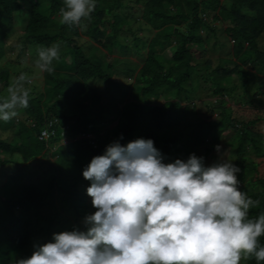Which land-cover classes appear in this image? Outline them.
Listing matches in <instances>:
<instances>
[{
  "label": "trees",
  "instance_id": "1",
  "mask_svg": "<svg viewBox=\"0 0 264 264\" xmlns=\"http://www.w3.org/2000/svg\"><path fill=\"white\" fill-rule=\"evenodd\" d=\"M263 35L264 0H0V264H264V107L227 105L234 77L247 92L264 73ZM12 48L42 56V91L24 62L13 81ZM133 48L142 61L120 59ZM202 86L219 98L194 121ZM228 130L244 185L211 190L202 158ZM54 190L77 216L90 199L118 210L81 238L105 245L97 258L47 239L29 253Z\"/></svg>",
  "mask_w": 264,
  "mask_h": 264
},
{
  "label": "rangeland",
  "instance_id": "2",
  "mask_svg": "<svg viewBox=\"0 0 264 264\" xmlns=\"http://www.w3.org/2000/svg\"><path fill=\"white\" fill-rule=\"evenodd\" d=\"M20 22V21H19ZM26 23V18L22 14L21 15V23L18 27L19 31H22V28L24 27ZM16 41L18 40V37L16 36L15 38ZM16 44H20L16 43ZM260 46L264 50V35L260 38ZM19 49L18 48H12L9 49L8 54H7V59H4L2 61L3 63H10L12 68V72H16L17 69L19 68L21 62H24L26 64H29L31 67L35 69L34 74H26L25 79H28L27 83L31 85H36L35 88H30L34 92H40L43 90L44 87V81H43V60L42 56L39 58L41 62H33L31 60V53L32 51L30 48H28L27 52L24 55H19ZM223 53L221 52H215L213 50L212 46L209 48V52L207 53V56L214 55H222ZM39 55V54H37ZM116 54H114L115 56ZM167 55H170V51H167ZM34 57L36 55H33ZM142 57L138 53H136V49H132L129 51L126 55H122L120 59H126L130 63H138L141 60ZM110 59L113 60V56H110ZM216 61V60H215ZM121 65L122 63H118ZM254 74H251V80H250V85L252 86L251 90L245 92L244 89L241 87L243 83V78L241 77H234L237 83H239V88L233 93L235 96L234 98H230L228 101V106H234L236 108L244 106V108H263L264 107V73H255L253 70ZM36 77V78H35ZM16 79L15 73L13 75V81ZM33 79H36V83L33 81ZM22 83V82H21ZM15 92V91H14ZM211 91H208L207 88H204V86L200 87L197 90V96L194 99V102H196V107L193 110V113H191L190 118L191 120L197 121L201 117H206L208 114V106L206 105V102H213L218 96L210 95ZM245 93L247 94L245 96ZM247 98L249 101L244 102L243 98ZM171 98V97H168ZM229 97H226L228 99ZM242 98V99H240ZM164 99H160L158 103H161ZM242 109V108H240ZM259 109H253L250 112L244 113V115L247 118L255 117L257 110ZM14 110H11V113L14 114ZM252 112V113H251ZM22 111H19L17 115L22 117ZM212 118L218 119L217 114H213ZM8 132H3V130L0 128V136L5 137L8 136ZM234 135L233 130H228L224 133H222V136L219 140V145H218V153L219 156L218 158L214 157L213 155L211 156H204L202 158V164L203 168L199 171L200 175L207 180V184L210 186L211 190L218 189L224 185V178L226 177L225 184L227 186H236L241 188L242 185H244L243 182L237 180V176L235 174V171L232 170L236 157H232L230 153V149H233L231 145V140ZM90 136V135H88ZM253 158L257 161L258 158L257 156L253 155ZM259 161V160H258ZM262 167L264 170V160L261 162ZM3 177V176H1ZM42 187L46 188L44 184H42ZM226 193L223 192L222 195H225ZM209 197L211 199H216L219 198L214 196L213 191L209 193ZM196 203V202H194ZM204 203V200H201V204ZM202 209L204 208L203 206L201 207ZM100 210V205L94 200L90 199L89 205L86 208V216H77L76 213H74V209L70 207L69 204L61 200L60 194L58 191L54 190L53 193L47 198L46 200V205L41 208L40 211V216H45L47 215L48 217H51V215L54 217L55 216V224L53 228L50 230L48 229L49 224L48 220L42 218L41 222L38 221L37 219V236L35 242L30 246L29 248V253H35L36 250L44 244V241L47 239L49 241H53L54 246H55V254L57 252V249L61 245H77V243L82 244V246H89L92 248V254L96 256V258L104 253L106 251L105 245L100 244L99 242L96 243H91L88 240H82L81 238L84 237H89L93 236L96 237V228H95V222L99 221L102 223V226L106 228H110L112 226V222L114 220L116 221L118 219V210L112 211L111 213H107L104 215H97ZM93 216H96L94 218ZM46 217V216H45ZM93 218V219H92ZM43 227L45 229H43ZM113 228V227H112ZM74 257L76 258V254H73ZM239 255H241L239 253Z\"/></svg>",
  "mask_w": 264,
  "mask_h": 264
},
{
  "label": "built area",
  "instance_id": "3",
  "mask_svg": "<svg viewBox=\"0 0 264 264\" xmlns=\"http://www.w3.org/2000/svg\"><path fill=\"white\" fill-rule=\"evenodd\" d=\"M50 132L48 131V129H44L42 131V136L41 138H47L49 136Z\"/></svg>",
  "mask_w": 264,
  "mask_h": 264
}]
</instances>
